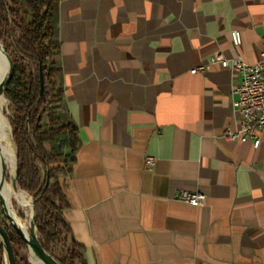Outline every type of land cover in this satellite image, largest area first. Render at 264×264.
<instances>
[{
  "label": "crops",
  "instance_id": "crops-1",
  "mask_svg": "<svg viewBox=\"0 0 264 264\" xmlns=\"http://www.w3.org/2000/svg\"><path fill=\"white\" fill-rule=\"evenodd\" d=\"M262 36L264 0H59L78 142L62 216L86 264H264V131L257 149L224 139L240 78L190 73L217 55L256 63Z\"/></svg>",
  "mask_w": 264,
  "mask_h": 264
},
{
  "label": "trees",
  "instance_id": "trees-1",
  "mask_svg": "<svg viewBox=\"0 0 264 264\" xmlns=\"http://www.w3.org/2000/svg\"><path fill=\"white\" fill-rule=\"evenodd\" d=\"M58 3L59 0H0V43L12 63L1 95L8 104L9 113L4 115L17 155L15 186L34 204L33 228L42 249L58 264H86L83 249L70 238L62 216L66 200L60 177L71 172L78 142L77 130L66 119L63 104ZM13 162L5 166L7 181ZM13 207L21 221L29 219L26 202H13ZM0 223L12 248L27 249L11 227Z\"/></svg>",
  "mask_w": 264,
  "mask_h": 264
},
{
  "label": "built area",
  "instance_id": "built-area-1",
  "mask_svg": "<svg viewBox=\"0 0 264 264\" xmlns=\"http://www.w3.org/2000/svg\"><path fill=\"white\" fill-rule=\"evenodd\" d=\"M234 47L241 44L238 31L230 34ZM219 64L235 73L239 78V84L235 88L238 99L234 107L238 113V129H227L223 133L224 139L231 142L250 143L254 149L260 144V133L264 131V36H262V49L259 59L254 64H246L240 56L225 59L220 55L214 56L208 66H199L191 70V74L205 72L212 65ZM146 168L153 166V159L146 158ZM179 201L193 207H199L203 203V196L198 193L181 192L177 195Z\"/></svg>",
  "mask_w": 264,
  "mask_h": 264
},
{
  "label": "water",
  "instance_id": "water-1",
  "mask_svg": "<svg viewBox=\"0 0 264 264\" xmlns=\"http://www.w3.org/2000/svg\"><path fill=\"white\" fill-rule=\"evenodd\" d=\"M0 51L3 53L5 62H6V70L3 76L0 79V93L3 91L5 84L7 83L9 76L11 74L12 70V63L11 60L9 59L8 55L6 54L3 45L0 43ZM43 93V78L40 73L39 76V96H41ZM15 158V163H14V170L13 173L10 175L9 178V183L15 186V174L17 170V155L15 153L14 155ZM7 168L2 165V162L0 160V213L2 214L3 217L6 218L9 226L11 229L15 232V234L20 238V240L25 244L29 254L31 252L35 253L38 255V257L41 260L42 264H58L47 252H45L36 235L34 232L33 228V219H34V214H35V209H34V204L31 202L30 204V210H29V224L27 227V230H25L19 221H17V217L14 214V210L12 209V214H9L7 211V208L5 207V200L3 198V185L6 181L5 176H4V171ZM48 184V178L46 179V185ZM17 189V188H16ZM0 242L3 246V251H4V256L6 259L7 264H16L15 257L13 254V248L12 245L9 241L7 232L5 231V228L3 225L0 223Z\"/></svg>",
  "mask_w": 264,
  "mask_h": 264
},
{
  "label": "bare ground",
  "instance_id": "bare-ground-1",
  "mask_svg": "<svg viewBox=\"0 0 264 264\" xmlns=\"http://www.w3.org/2000/svg\"><path fill=\"white\" fill-rule=\"evenodd\" d=\"M5 70H6V62H5L3 53L0 51V79L3 76V74L5 73ZM0 149L2 151V156H1L0 160H1L3 166H6V165H8L14 161L13 164L9 167V172L11 175L13 173V170H14L15 148H14V143H13L12 138H11V130H10V128H8V130H7V120L4 117V115L1 113V111H0ZM2 192H3V198L5 200V207L7 208V211L9 214H12V209H13V206L11 204L12 200L18 201V200H20L21 197L27 201V203H28L27 205H28V208L30 210L31 201L28 197V194H26L20 190H17L13 186H9L6 183H4V185H3V191ZM14 214H15V212H14ZM15 216H16V214H15ZM17 221H19L21 226L25 230H27V227L29 224L28 221H27V227H26L25 223L23 224L18 217H17ZM30 254H32L34 256L33 259L36 262V264H42L41 260L37 254H35L33 252H31Z\"/></svg>",
  "mask_w": 264,
  "mask_h": 264
},
{
  "label": "rangeland",
  "instance_id": "rangeland-1",
  "mask_svg": "<svg viewBox=\"0 0 264 264\" xmlns=\"http://www.w3.org/2000/svg\"><path fill=\"white\" fill-rule=\"evenodd\" d=\"M1 94H2V92L0 93V111L4 115L6 113H9V110H8V104L5 101V99L2 97ZM4 117H5V115H4ZM7 123H8V119H7ZM8 128H9V126H8ZM1 156H2V151L0 149V158H1ZM6 182L9 184V180L8 181L6 180ZM29 199L32 202V200H31L30 197H29ZM13 202H17L19 204L20 203H24V202L27 203V201L24 198H22V197L18 201L12 200V202H11L12 206H13ZM13 209H14V207H13ZM27 221L29 222V219ZM27 221L25 220V221H21V222L23 224L25 223V225L27 227ZM0 222H2L6 227H10L5 217L1 216L0 217ZM13 252H14L13 254L15 255L16 264H36V262L33 259V255L32 254H29V252H28L27 249H22L19 246H15L13 248ZM3 264H7L6 259H5V256H4V251H3Z\"/></svg>",
  "mask_w": 264,
  "mask_h": 264
}]
</instances>
